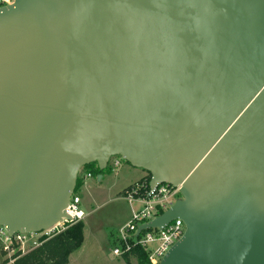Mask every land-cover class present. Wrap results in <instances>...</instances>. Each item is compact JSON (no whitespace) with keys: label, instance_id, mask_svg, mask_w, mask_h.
<instances>
[{"label":"water","instance_id":"95a60500","mask_svg":"<svg viewBox=\"0 0 264 264\" xmlns=\"http://www.w3.org/2000/svg\"><path fill=\"white\" fill-rule=\"evenodd\" d=\"M111 157L180 186L137 230L182 222L159 264H264V0L0 9V226L49 229Z\"/></svg>","mask_w":264,"mask_h":264},{"label":"built area","instance_id":"2783aa9c","mask_svg":"<svg viewBox=\"0 0 264 264\" xmlns=\"http://www.w3.org/2000/svg\"><path fill=\"white\" fill-rule=\"evenodd\" d=\"M12 2L13 0H0V9L11 5ZM113 165L118 167L119 161L115 160ZM78 177L84 183V180L90 178L91 175L84 173L82 176L78 174ZM123 197L130 206L134 204L139 208L131 209V217L126 224L119 228L111 251L112 256L124 258L135 249H140L146 254L148 264H159L171 246L182 237L184 233L182 222L176 219L162 228L142 230L139 234H137V230L166 212L180 199V186L172 187L169 184H159L150 190L149 179L146 176L126 188ZM79 204L80 198L74 192L66 208V218H62L49 229L38 233L10 235L0 226V264H15L18 259L35 250L47 240L82 221L84 212L78 209Z\"/></svg>","mask_w":264,"mask_h":264},{"label":"rangeland","instance_id":"374dc122","mask_svg":"<svg viewBox=\"0 0 264 264\" xmlns=\"http://www.w3.org/2000/svg\"><path fill=\"white\" fill-rule=\"evenodd\" d=\"M119 166L114 167V161ZM79 171V176L84 174ZM98 182L96 177L86 178L77 192L80 198L78 209L84 212L83 239L80 247L69 255V264H139L135 259L115 258L112 248L119 228L131 217L130 206L122 195V190L141 178L148 176L143 170L132 168L119 157H111L108 170Z\"/></svg>","mask_w":264,"mask_h":264},{"label":"trees","instance_id":"16d2710c","mask_svg":"<svg viewBox=\"0 0 264 264\" xmlns=\"http://www.w3.org/2000/svg\"><path fill=\"white\" fill-rule=\"evenodd\" d=\"M83 170L85 173L90 174L91 177H96L98 174L102 175L108 170V167L104 171H99L95 164H91L84 167ZM147 177L149 179V175ZM82 186L83 180L78 177L75 194ZM82 239L83 225L78 222L18 259L15 264H68L69 255L80 247ZM124 258L126 261L133 258L139 264H148L146 254L140 249H135L131 254L124 256Z\"/></svg>","mask_w":264,"mask_h":264},{"label":"crops","instance_id":"0c3cea01","mask_svg":"<svg viewBox=\"0 0 264 264\" xmlns=\"http://www.w3.org/2000/svg\"><path fill=\"white\" fill-rule=\"evenodd\" d=\"M145 177H146V176H145ZM143 178H144V177H143ZM101 179H102V177H101ZM141 179H142V178H141ZM126 188H128V187H126ZM126 188H125V189H126ZM125 189H124V190H125ZM124 190H122V192H123ZM122 192H121V193H122ZM122 195H123V194H122ZM68 264H69V258H68Z\"/></svg>","mask_w":264,"mask_h":264}]
</instances>
